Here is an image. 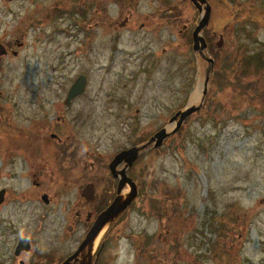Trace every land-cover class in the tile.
Wrapping results in <instances>:
<instances>
[{
    "label": "rangeland",
    "instance_id": "374dc122",
    "mask_svg": "<svg viewBox=\"0 0 264 264\" xmlns=\"http://www.w3.org/2000/svg\"><path fill=\"white\" fill-rule=\"evenodd\" d=\"M30 1L16 0L11 8L18 20L33 12L22 53L30 67L33 40L34 86L57 92L86 75L78 105L90 116L79 140L96 163L160 128L170 132L176 111L200 103L208 62L192 51L188 36L199 13L190 0H139L130 5L135 27L120 26L124 14L119 19L116 0H98L101 20L89 30L90 13L82 21L68 10L59 26L42 19L49 0ZM208 2L217 49L210 101L129 169L140 194L106 238L108 264H264V0ZM22 163L0 157V264H61L84 228L69 226L67 210L79 191L76 184L59 186L45 203L41 192L52 193L59 175L53 182L48 175L37 189ZM23 236L32 250L16 256Z\"/></svg>",
    "mask_w": 264,
    "mask_h": 264
},
{
    "label": "flooded vegetation",
    "instance_id": "af4514ba",
    "mask_svg": "<svg viewBox=\"0 0 264 264\" xmlns=\"http://www.w3.org/2000/svg\"><path fill=\"white\" fill-rule=\"evenodd\" d=\"M15 1L0 0V157L6 159L22 158V168L33 178L32 185L37 189L43 186V181L48 175H52L51 177L53 179L51 182H53L54 175L57 173L59 175V183L54 187L53 192L51 193V188L49 190L48 187L46 190H42L40 195L41 200L43 196H46L49 203L62 190V188L59 189V186L68 188L76 184L74 187L76 188V193L79 191V199L67 210L73 217L69 226L72 227V224H80L84 225V228L78 238L75 250L67 256L70 257L77 250L97 215L105 210L117 195L116 187L120 179L119 173L125 169L126 175L130 177L128 171L138 160L141 153L131 167H126L125 162L119 163L115 171L118 174L117 176L110 171V162L121 150L142 145L147 140L139 141L126 148H121L117 152L106 156L104 161L97 163L93 160L95 157L94 153L81 149L79 134L82 131L83 121L90 116L84 113L83 109L78 105L85 91L68 100V92L74 82L70 86L65 87L63 83L61 84L58 81L63 87H58L57 92L49 90L47 87L43 89L40 86H34V67L32 63L33 40L30 43V57L32 58L30 59V67L27 65L28 59L23 57L22 52L25 42L28 41L24 33H27L28 28L30 25H33L35 19L33 12H30L18 20L17 12L13 7L11 8V4H14ZM68 1L69 6L67 5ZM138 1L116 0L121 8L119 19L124 14L120 26L130 24L135 27L137 25L135 12L130 5H137ZM24 2L25 0H21V3ZM30 4H33L32 0ZM124 5L127 6L124 8ZM68 10L71 16L76 14L82 21V18L86 19V13H90L91 17L89 20L91 23L86 27L87 30L92 27L96 28L101 20L96 16L99 10L98 0H49L45 11L42 13V19L46 22H56L55 25L59 24V26L66 24L65 17ZM198 13L199 17L190 30V36H188L190 37L192 45V33L201 18L199 10ZM169 20L173 21L175 17H170L168 18ZM144 26V23L139 24V29L144 28ZM187 26L185 24L183 30H186ZM63 30L65 31L67 29L63 28ZM200 34L207 44L206 54H213V57L211 56L213 59L212 71L208 80L206 93L203 96V102L208 104L210 101L209 92L211 90L209 85L213 82L215 73L214 53L217 50L212 49L211 37L216 35L215 33L209 32V24L202 29ZM219 37L223 39L222 36ZM215 46L218 50L221 49L217 47V42ZM20 59L21 62H19ZM207 62L208 66L206 70L210 67V62ZM221 81L222 79L219 80L220 84ZM35 158H39L41 161L35 162ZM49 159L54 161L52 166L50 165L51 162ZM57 159H60V161L56 162L55 160ZM87 159H90V161L88 162ZM51 167H54V171L49 170ZM36 176L38 180H36ZM87 186H92L93 191L89 199L83 195V191ZM114 187L115 192H113ZM137 188L139 195L141 188L139 185H137ZM127 191L128 185L122 189L120 194H124ZM121 214L107 225L104 232L106 237L103 234L104 237L98 244H95L94 248L92 246V264L109 263L107 253L104 252V248L107 246L106 238L110 237L113 231L119 227L122 219L120 218ZM108 232H110V235ZM116 237L120 238V235L117 234ZM30 250H32L31 243ZM98 252L99 254L96 256ZM79 258L80 256L72 260L71 264H79ZM114 263L115 259L113 260Z\"/></svg>",
    "mask_w": 264,
    "mask_h": 264
},
{
    "label": "water",
    "instance_id": "95a60500",
    "mask_svg": "<svg viewBox=\"0 0 264 264\" xmlns=\"http://www.w3.org/2000/svg\"><path fill=\"white\" fill-rule=\"evenodd\" d=\"M192 4L200 11L201 18L193 30L192 38H193V51L200 53V55L210 62V67L206 70V77L203 85V92L202 95L206 93L207 83L210 77V73L212 71V64L213 59L205 56L204 51L207 47V44L204 38L201 36L202 29L208 24L211 14V6L208 3V0H190ZM223 44V39L220 38L217 42V47H220ZM87 83V78L84 75H80L74 81L70 90L68 92V100L80 95L85 91ZM200 108L199 105H189L183 108L182 110H178L169 120L170 124H174V128L168 132L166 128L159 129L154 135H152L149 140L140 145L134 146L129 149L122 150L118 154L115 155L113 160L109 164L110 171L117 176L116 174V167L119 163L125 162L126 167L132 166L133 162L137 159L139 153L142 150L148 149L150 147L158 148L162 145L163 141L170 136L171 134L175 133L180 127L185 119L196 110ZM120 179L117 184V195L114 197L110 205L103 210L95 219L94 223L92 224L91 228L88 230L84 240L80 243L78 249L67 259H65L62 264H71V261L79 258V264H91L92 262V246L94 241L100 235L104 227L111 223L120 213H122L135 199L137 196V187L135 182L129 178L126 173L125 169H123L120 173ZM129 186V192L125 195L120 194L121 190L124 188L125 185ZM92 186L85 187L83 191V195L86 196L87 199L90 198L92 194ZM4 190H0V203L4 200ZM42 200L47 203V197L43 196ZM30 250V243L28 238L22 237L19 239L18 244L15 248V254L19 255L21 251H29ZM20 264H24L22 261Z\"/></svg>",
    "mask_w": 264,
    "mask_h": 264
},
{
    "label": "bare ground",
    "instance_id": "6f19581e",
    "mask_svg": "<svg viewBox=\"0 0 264 264\" xmlns=\"http://www.w3.org/2000/svg\"><path fill=\"white\" fill-rule=\"evenodd\" d=\"M196 94H197V93H196ZM195 96H196V95L193 96V99H195Z\"/></svg>",
    "mask_w": 264,
    "mask_h": 264
},
{
    "label": "trees",
    "instance_id": "16d2710c",
    "mask_svg": "<svg viewBox=\"0 0 264 264\" xmlns=\"http://www.w3.org/2000/svg\"><path fill=\"white\" fill-rule=\"evenodd\" d=\"M217 84H219V85H221V86H222V84H220V83H217Z\"/></svg>",
    "mask_w": 264,
    "mask_h": 264
}]
</instances>
